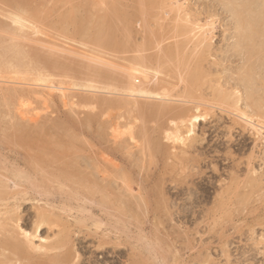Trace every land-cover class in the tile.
I'll use <instances>...</instances> for the list:
<instances>
[{
	"label": "rangeland",
	"instance_id": "rangeland-1",
	"mask_svg": "<svg viewBox=\"0 0 264 264\" xmlns=\"http://www.w3.org/2000/svg\"><path fill=\"white\" fill-rule=\"evenodd\" d=\"M0 1L4 264H30L13 256V242L39 227L31 264H264V136L251 125H264L263 2L30 0L38 21L21 27ZM239 13L256 20L261 35L246 40ZM18 44L44 51L58 67L2 66ZM142 58L149 78L160 69L158 90L171 93L168 102L129 96L127 73ZM183 110L204 117L190 139ZM177 130L185 144L173 140ZM155 141L163 150L151 156Z\"/></svg>",
	"mask_w": 264,
	"mask_h": 264
},
{
	"label": "bare ground",
	"instance_id": "bare-ground-1",
	"mask_svg": "<svg viewBox=\"0 0 264 264\" xmlns=\"http://www.w3.org/2000/svg\"><path fill=\"white\" fill-rule=\"evenodd\" d=\"M147 1V0H146ZM170 1V0H169ZM248 1H250V0H248ZM253 1V0H252ZM261 2H263V4H264V0H260ZM1 2V1H0ZM3 2H7V3H9L10 4V6H11V9H12V12H11V14H14L15 15V18H14V22H16V23H19L20 25H21V27H26L27 25L28 26H34V24L35 23H37V22H35L37 19H35V14L37 13V8H33V7H31V6H34L35 7V0H34V3H33V5L31 4H29V2H30V0H3ZM38 2V1H37ZM144 2V1H143ZM6 3V4H7ZM32 3V2H31ZM255 3V2H254ZM253 3V4H254ZM2 4V3H1ZM4 4V3H3ZM246 5V4H245ZM6 6H8V5H6ZM146 6V5H145ZM178 6V5H177ZM4 7V6H3ZM39 7V6H38ZM179 7V6H178ZM241 7V6H240ZM7 8V7H6ZM91 8V7H90ZM167 8V7H166ZM170 8V7H169ZM169 8H167V9H169ZM176 8V7H175ZM181 8V7H180ZM10 9V10H11ZM73 9V8H72ZM178 9V11H179V8H177ZM236 9V8H235ZM78 10V9H77ZM171 10H173V9H171ZM170 10V11H171ZM142 11V10H141ZM252 11V10H251ZM70 12H72V10L70 11ZM174 12H176V11H174ZM101 14V13H100ZM177 14V13H176ZM40 15V14H39ZM253 15V14H252ZM11 16V15H10ZM167 16V15H166ZM237 16V15H236ZM238 18H240V20H239V22H240V27H241V30H244L245 32H247V31H249V33H248V35L246 36V40H249V41H252L254 38H255V36H257V35H261V33L257 30V26H258V24L256 23V20H247L248 19V17L249 16H247V19H245V18H243L242 17V15L239 13L238 14ZM260 16V15H259ZM47 17H48V15H47ZM50 17V16H49ZM71 17V16H70ZM99 17V16H98ZM102 17V16H101ZM100 17V18H101ZM261 17V19L264 21V12H263V14L260 16ZM41 18V17H40ZM69 18V17H68ZM112 18V17H111ZM253 18H254V16H253ZM256 18V17H255ZM9 19V18H8ZM180 19V18H179ZM83 20V19H82ZM113 20V19H112ZM258 20V19H257ZM38 21V20H37ZM65 21V20H64ZM59 22V21H58ZM63 22V21H62ZM105 22V21H104ZM130 22V21H129ZM111 23V22H110ZM141 23V22H140ZM114 24V23H113ZM108 25V24H107ZM40 26H42V25H40ZM58 26V25H57ZM102 26V25H101ZM124 26V25H123ZM141 26V25H140ZM176 26V25H175ZM108 27V26H107ZM110 27V26H109ZM117 27V26H116ZM204 27H205V25H204ZM209 27V26H208ZM99 29V28H98ZM104 29V28H103ZM107 29V28H106ZM110 29V28H109ZM108 29V30H109ZM125 29V28H124ZM161 29V28H160ZM199 29H201V31H203L204 32V30H202L203 29V27H201V28H199ZM97 30V29H96ZM186 30V29H185ZM191 30V29H190ZM196 29H194V31H195ZM198 30V29H197ZM200 31V30H199ZM198 31V32H199ZM210 30H207V33L209 32ZM212 31H213V29H212ZM2 32V31H1ZM66 32V31H65ZM80 32V31H79ZM91 31H82L81 32V34L83 35V36H89L88 34L90 33ZM211 32V31H210ZM209 32V33H210ZM10 33H11V31H10ZM64 33V32H63ZM98 33V34H97ZM101 30L100 31H97L96 33H94L95 34V36H98V35H101ZM107 33V32H106ZM110 33V32H109ZM186 33V32H185ZM185 33H183V34H185ZM212 33V32H211ZM210 33V34H211ZM13 34V33H12ZM11 34V35H12ZM75 34V33H74ZM166 34V33H165ZM178 34V33H177ZM180 34H182V33H180ZM188 34V33H187ZM264 34V33H263ZM1 35V34H0ZM10 35V34H9ZM10 35V36H11ZM115 35V34H114ZM129 35V34H128ZM127 35V36H128ZM196 36H197V34H195ZM200 35V34H199ZM202 35V34H201ZM207 34L205 33L204 35H202L201 37H205ZM13 37L15 36V34L14 35H12ZM28 36V35H27ZM92 36V35H91ZM106 36H108V35H106ZM105 36V37H106ZM1 37V36H0ZM29 37V36H28ZM27 37V38H28ZM100 37V36H99ZM209 37V36H208ZM3 38V37H2ZM30 38V37H29ZM130 38V37H129ZM158 38V37H157ZM199 38H200V36H199ZM10 39V38H9ZM13 39V38H12ZM15 39H17V38H15ZM14 39V40H15ZM19 39V38H18ZM124 39H125V36H124ZM190 39V38H189ZM188 39V40H189ZM198 39V38H197ZM208 39V38H207ZM242 39V38H241ZM11 40V39H10ZM19 40H21V39H19ZM115 40V39H114ZM204 40H206V39H204ZM12 41V40H11ZM18 41V40H17ZM24 41V40H23ZM36 41V40H35ZM113 41V40H112ZM119 41V40H118ZM196 41V40H195ZM3 42V41H2ZM1 42V43H2ZM7 42V41H6ZM21 42V41H20ZM24 42H26V41H24ZM28 42V41H27ZM104 42V41H103ZM102 42V43H103ZM120 42H121V40H120ZM190 42V41H189ZM205 42H207V41H205ZM204 42V43H205ZM31 43V42H30ZM34 43V42H33ZM32 43V44H33ZM101 43V44H102ZM185 43V42H184ZM197 43H198V41H197ZM21 44V43H20ZM22 44H24V43H22ZM90 44V43H89ZM100 44V43H99ZM112 44V43H111ZM118 44L119 43H114L113 45L115 46H118ZM176 44V43H175ZM199 44V43H198ZM203 44V43H202ZM95 45H97V44H95ZM103 45V44H102ZM146 45V44H145ZM189 45V44H188ZM201 45V44H200ZM29 46V45H28ZM101 46V45H100ZM255 46V45H254ZM257 46V45H256ZM6 47V46H5ZM26 47V46H25ZM126 47V46H125ZM141 47V46H140ZM208 47V46H207ZM246 47V46H245ZM244 47V48H245ZM258 47V46H257ZM261 47V46H260ZM38 48V47H37ZM60 48V47H59ZM58 48V49H59ZM103 48H105L104 46H103ZM108 47H106V49H107ZM114 48H116V47H114ZM129 48V47H128ZM145 48H146V46H145ZM176 48H178V47H176ZM36 49V48H35ZM43 49V48H42ZM45 49H47V48H45ZM54 49H55V47H54ZM124 49V48H123ZM140 49H142V48H140ZM180 49V48H179ZM108 50V49H107ZM182 50V49H181ZM255 50V49H254ZM63 51H65L64 49H63ZM163 51V50H162ZM201 51V50H200ZM1 52V51H0ZM166 52H168V51H165V53ZM96 53V52H95ZM0 54H2V56H3V52L2 53H0ZM5 54V53H4ZM80 54V53H79ZM90 54H92V53H90ZM89 54V55H90ZM167 54V53H166ZM171 54H174V53H171ZM184 54V53H183ZM200 54H201V52H200ZM253 54V53H252ZM7 55H9V57L6 59V61L5 62H2V66L3 65H5V66H7L8 68H11V69H14V70H17V71H20L22 68H24V67H28V69H31V71H33V72H38V71H41L42 69H44V68H46V69H50L51 67V69H55V68H57L58 67V65H57V67H54L53 68V65L55 66L57 63V61L54 59V63H56V64H54L53 63V58L51 57V58H48L47 57V55L45 56L44 55V51H43V53H41L40 51H38L37 49H36V51H26L25 50V48L23 47V46H21V45H12V46H10L8 49H7ZM60 55V54H59ZM100 55V54H99ZM142 55V54H141ZM242 55V54H241ZM254 55V54H253ZM1 56V55H0ZM1 56V57H2ZM61 56V55H60ZM82 56V55H81ZM166 56V55H165ZM178 56V55H177ZM4 57H6V56H4ZM4 57H2V58H4ZM61 57H63V56H61ZM80 57V56H79ZM88 57H90V56H88ZM144 57H145V54H144ZM157 57V56H156ZM169 57V56H168ZM167 57V58H168ZM86 58V57H85ZM138 58V57H137ZM170 58V57H169ZM56 59H57V57H56ZM62 59V58H61ZM65 59V58H64ZM69 59V58H68ZM96 59V58H95ZM134 59V58H133ZM141 59V58H140ZM165 60V59H164ZM3 61V60H2ZM151 61V60H150ZM158 61V60H157ZM156 61V62H157ZM95 62H96V60H95ZM98 62V61H97ZM102 62V61H101ZM136 62V61H135ZM149 62V60L148 59H146V58H142V60L138 63V65H136L137 67H135V68H132L131 69V71H129V73H127V76L129 77V79H130V81H132V82H129V84H126L127 85V87L129 88V90L128 91H130L131 93H130V95L129 96H131V97H135L136 98V96L137 97H141V98H148V99H154V100H157V102L156 103H158V101L160 100H165V101H169L171 98H170V95H171V93L170 92H168V90H165V86H163V88L164 89H160V92H159V90H158V80H159V78H158V76L160 75V72L159 71H157V70H160V69H156L155 71H156V73H154L155 74V77H152V78H149V76H150V74H151V72H149V68L146 66V64ZM159 62V61H158ZM160 62H161V60H160ZM166 62H168V61H166ZM176 62H177V60H176ZM192 62V61H191ZM190 62V63H191ZM72 63H73V61H72ZM58 64H59V61H58ZM97 64V63H96ZM171 64V63H170ZM194 64V63H193ZM78 65V64H77ZM159 65L160 64H158V67H159ZM162 65V64H161ZM188 65V64H187ZM196 65V64H195ZM255 65V64H254ZM201 66V65H200ZM48 67H50V68H48ZM60 67H62V64H61V66ZM65 67V65H63V67L62 68H64ZM79 67H80V65H79ZM82 67H83V65H82ZM167 67H170L169 65L167 66ZM186 67V66H185ZM189 67H191V66H189L188 65V68ZM197 67V66H196ZM199 67V66H198ZM202 67V66H201ZM66 68H67V66H66ZM81 68V67H80ZM85 68H86V66H85ZM160 68V67H159ZM27 69V70H28ZM69 69V68H68ZM169 69V68H168ZM171 69V68H170ZM178 69V68H177ZM67 70V69H66ZM106 70H108V69H106ZM163 70V69H162ZM182 70V69H181ZM194 70V69H193ZM203 70H204V68H203ZM255 70V69H254ZM259 70V69H258ZM9 71V70H8ZM7 71V72H8ZM11 71V70H10ZM69 71H71V70H69ZM89 71H91V72H93L91 69L89 70ZM109 71V70H108ZM155 71H153V72H155ZM164 71H166V68H165V70ZM185 72H186V70H184ZM59 72V71H58ZM84 72H86V71H84ZM120 72V71H119ZM122 72V71H121ZM128 72V71H127ZM171 72V71H170ZM174 72V71H173ZM189 72V71H188ZM200 72V71H199ZM202 72V71H201ZM250 72V71H249ZM248 72V73H249ZM28 73V72H27ZM30 73V72H29ZM75 73H76V71H75ZM93 73H95V72H93ZM116 73V72H115ZM190 73V72H189ZM196 73V72H195ZM197 73H198V70H197ZM203 73V72H202ZM253 73H255V71H253V69H252V75H253ZM62 74V73H61ZM124 74H126V73H124ZM184 74V73H183ZM182 74V75H183ZM194 74V73H193ZM260 74V73H259ZM58 75V74H57ZM60 75V74H59ZM97 75H98V73H97ZM186 75V74H185ZM188 75V74H187ZM192 75V74H191ZM190 75V76H191ZM28 76V75H27ZM29 76H30V74H29ZM72 76V75H71ZM126 76V75H125ZM136 76H139V77H143L144 78V84L143 85H141V84H139L140 86H138V85H136V81H135V78H136ZM193 76V75H192ZM249 76V75H248ZM87 77V76H86ZM95 77V76H94ZM93 77V78H94ZM106 77V76H105ZM123 77V76H122ZM184 77V76H183ZM62 78V77H61ZM70 78V77H69ZM75 78V77H74ZM79 78V77H78ZM90 78H92L91 76H90ZM111 78V77H110ZM112 78H114V77H112ZM121 78V77H120ZM181 78V77H180ZM187 78V77H186ZM201 78V77H200ZM255 79V78H254ZM120 80V79H119ZM165 80V79H164ZM190 80V79H189ZM113 81V80H112ZM178 81V80H177ZM191 81V80H190ZM161 82V81H160ZM117 83V82H116ZM172 83H174V82H172ZM20 84V83H19ZM256 84V83H255ZM254 84V85H255ZM261 84V83H260ZM23 85V84H22ZM125 85V84H124ZM189 85V84H188ZM21 86V85H20ZM61 86V85H60ZM118 86V85H117ZM159 87H160V85H159ZM170 87H172V86H170ZM180 87V86H179ZM189 87V86H188ZM49 88V87H48ZM167 88H168V86H167ZM17 89V88H16ZM168 89H170V88H168ZM45 90V89H44ZM57 90H59V92H61V95H62V97H66V92H67V90H66V88H63V87H58V89ZM161 90H165V93H163V92H161ZM171 90H173L172 88H171ZM170 90V91H171ZM250 90V89H249ZM69 91V90H68ZM10 92V91H9ZM14 92V94L13 95H15V96H12L11 94V99H15V98H17L18 96H16L17 95V93L15 94V92L16 91H13ZM18 92V91H17ZM23 92V91H22ZM27 93V92H26ZM68 93V92H67ZM9 94V93H8ZM170 94V95H169ZM223 94V93H222ZM223 95H225V94H223ZM3 96V95H2ZM182 96V95H181ZM220 96V98H221V95H219ZM8 97V96H7ZM9 97V98H10ZM223 97V96H222ZM255 97V96H254ZM180 97H178V99H179ZM219 98V97H218ZM181 99H182V97H181ZM195 99V98H194ZM9 100V99H8ZM69 100V99H68ZM184 100V99H183ZM197 100V99H196ZM222 101H223V98L221 99ZM227 100V99H226ZM0 101H2V99L0 100ZM67 101V100H66ZM70 101V100H69ZM72 101V100H71ZM181 101V100H180ZM218 101V100H217ZM196 102H198V101H196ZM256 102V101H255ZM6 103V102H5ZM72 103H73V101H72ZM161 103H162V101H161ZM161 103L159 104V105H161ZM179 103V102H178ZM184 103V102H183ZM251 103H252V101H251ZM10 104V103H9ZM20 104V103H19ZM23 104V103H22ZM26 104V103H25ZM64 104V103H63ZM174 104V103H173ZM213 104V103H212ZM224 104V103H223ZM179 105V104H178ZM181 105V104H180ZM200 105V104H199ZM234 105V104H233ZM16 106H18V105H16ZM172 106V105H171ZM170 106V107H171ZM19 107V106H18ZM17 107V108H18ZM22 107V106H21ZM170 107H168L169 109H170ZM181 107V106H180ZM3 108V107H2ZM28 108V107H27ZM151 108V107H150ZM167 108V109H168ZM248 108H249V106H248ZM167 109H166V112H167ZM174 109V108H173ZM178 109V108H177ZM176 109V110H177ZM26 110V109H25ZM24 110V111H25ZM163 111L165 110V109H162ZM229 110V109H228ZM233 110H238V109H234L233 108ZM263 110V109H262ZM16 111H18V110H16ZM23 111V112H24ZM173 111V110H172ZM184 112H182L181 111V113L179 114V118H182L183 119V123L185 124H187V127H185V128H187V132H186V137L188 136V138L189 137H191V134L193 133V129H194V127H195V125H196V123H199V122H201L202 120H204L203 118H202V116H203V114L200 116L199 114L198 115H187V113L185 112V110H183ZM187 111V110H186ZM191 111V110H190ZM190 111H188V112H190ZM238 112V111H237ZM8 113V112H7ZM16 113V112H15ZM174 113V112H173ZM6 114V113H5ZM4 113H3V115H5ZM243 115V114H242ZM248 115V114H247ZM10 116V115H9ZM168 116V115H167ZM245 116V115H244ZM8 117V116H7ZM19 117V116H18ZM164 118V117H163ZM171 118V117H170ZM175 118V117H174ZM5 119V118H4ZM11 119V118H10ZM160 120V119H159ZM158 120V121H159ZM250 120V119H249ZM5 121V120H4ZM9 121V120H8ZM252 121V120H251ZM15 122V121H14ZM172 122V121H171ZM2 123V122H1ZM19 123V122H18ZM90 123V122H89ZM168 123V122H167ZM179 123V122H178ZM202 123V122H201ZM263 123V122H262ZM6 124V123H5ZM13 124V123H12ZM16 124V123H15ZM23 124V123H22ZM172 124H175V122H173ZM171 124V125H172ZM26 125V124H25ZM44 125V124H43ZM53 125V124H52ZM252 125V127L254 128V130H256L257 131V133H258V135L259 136H264V131H263V127H264V125L262 126L261 124L259 125H256V124H254V123H252L251 124ZM12 126H14V125H12ZM16 126V125H15ZM90 126V125H89ZM165 126V125H164ZM167 126V125H166ZM183 126V125H182ZM3 127H4V125H3ZM17 127V126H16ZM24 127V126H23ZM26 127H27V125H26ZM11 128V127H10ZM156 128V127H155ZM171 128V127H170ZM13 129H15V128H13ZM21 129V128H20ZM25 128H23V130H24ZM43 129V128H42ZM10 130H12V129H10ZM22 130V129H21ZM31 130V129H30ZM161 130V129H160ZM165 130V129H164ZM44 131H45V129H44ZM175 131V130H174ZM18 132H20V130L18 131ZM31 132V131H30ZM34 132V131H33ZM156 132V131H155ZM169 132V131H168ZM179 133L180 131L179 130H177L176 132H175V135H177L176 137L174 136V138H173V140H177V141H181L183 144H185V142H186V140H188V139H186V137L184 136H180V135H178V134H176V133ZM183 132V131H182ZM21 133V132H20ZM40 133H41V131H40ZM157 133V132H156ZM255 133V132H254ZM68 134V133H67ZM142 134V133H141ZM185 134V133H184ZM170 135H171V133H170ZM182 135H183V133H182ZM169 136V135H168ZM77 137V136H76ZM167 137V136H166ZM25 138V137H24ZM55 138V137H54ZM69 138H70V136H69ZM136 138V137H135ZM148 138V137H147ZM146 138V139H147ZM260 138V137H259ZM168 139V138H167ZM166 139V140H167ZM190 139V138H189ZM263 139V138H262ZM155 140V139H154ZM69 141H70V139H69ZM149 140H147V141H145L146 143L148 142ZM34 142V141H33ZM71 142H72V140H71ZM46 143V142H45ZM145 143V144H146ZM152 143V142H151ZM31 145H32V143H30ZM39 144H40V142H39ZM174 144V143H173ZM178 144V143H177ZM190 144H191V142H190ZM55 145V144H54ZM58 145V144H57ZM152 145H153V147H152V149H151V151H150V149H149V153H151V156L153 155L152 153H161L162 152V148H161V144H159V142H153L152 143ZM192 145H194V144H192ZM52 146V145H51ZM50 146V147H51ZM62 147V146H61ZM146 147V146H145ZM168 147V146H167ZM194 147V146H193ZM57 148V147H56ZM137 149V148H136ZM167 149V148H166ZM65 150V149H64ZM69 150V149H68ZM62 151V150H61ZM165 151H167V150H165ZM57 153V152H56ZM60 153V152H59ZM65 153V152H64ZM70 153V152H69ZM172 153V152H171ZM54 154V153H53ZM146 155V154H145ZM159 155V154H158ZM169 155V154H168ZM173 155V154H172ZM150 156V157H151ZM155 157V156H154ZM154 157H152V158H154ZM176 157V156H175ZM45 158H46V156H45ZM151 158V159H152ZM149 160V157H148V160H149V162L150 161H152V160ZM169 159V158H168ZM156 160V159H155ZM152 162H155V161H152ZM77 163V162H76ZM79 164V163H78ZM151 164V163H150ZM70 165H75L74 163L73 164H70ZM69 167V166H68ZM74 168V167H73ZM69 169V168H68ZM70 169H71V167H70ZM78 170V169H77ZM83 173L84 172H82L81 174L83 175ZM78 174H80V172H78ZM82 175H77L76 174V177L79 179H83V176ZM85 177V176H84ZM79 179V181H81ZM86 179H87V177H86ZM84 180V179H83ZM82 180V181H83ZM86 181V180H85ZM56 184V183H55ZM161 184V183H160ZM162 185V184H161ZM94 187H96V186H94ZM160 187V186H159ZM97 188V187H96ZM163 189V188H162ZM162 189H161V191H162ZM175 189V188H174ZM160 192V191H159ZM157 197H159V196H157ZM162 197V196H161ZM160 197V198H161ZM167 203V202H166ZM127 204V203H126ZM162 204H163V202H162ZM162 207V206H161ZM5 219V218H4ZM2 226H5V225H2ZM1 226V227H2ZM41 226V225H40ZM6 227V226H5ZM4 227V228H5ZM52 227V226H51ZM3 228V229H4ZM7 229V228H6ZM5 229V230H6ZM8 229H9V227H8ZM43 228H41V227H39V229H37V231H36V235H33V234H30V233H28V232H26V231H20L17 235H18V237H17V235H16V239H14V240H17L16 242L14 241L13 242V248H14V251L15 252H12L13 253V256L14 257H18V259L19 260H23L22 258H25L26 260H29L30 261V264L32 263L31 261H33V259H34V257H37V256H34L35 255V253H33L32 254V251H31V249L32 250H34L35 251V239H38L40 236L38 235V233H42V231H44V230H42ZM21 230V229H20ZM3 232H5V231H3ZM9 232H10V229H9ZM15 234V233H14ZM13 234V235H14ZM14 238V237H13ZM22 240V241H21ZM47 240V239H46ZM11 241V240H10ZM45 240L43 239V242H44ZM0 242H1V240H0ZM42 244V243H41ZM40 244V245H41ZM1 245H3V243L1 244ZM37 245V244H36ZM39 245V244H38ZM2 247V246H1ZM44 248V247H43ZM41 246H36V249H43ZM37 250V251H38ZM6 258V257H5ZM11 258H12V256H11ZM3 259L4 258H2V261L0 260V263H2V264H4L5 263V261H3ZM8 259H9V257H8ZM15 259V258H14ZM19 260H17V261H19ZM38 259L36 258V261H37ZM35 261V260H34ZM40 261V260H39ZM54 262V263H57V264H59L60 263V261L62 262V260H57V259H55V258H51V260H49V262ZM48 262V261H47ZM46 262V263H47ZM14 264H15V261L13 262ZM22 263V262H21ZM18 264V263H17ZM37 264V263H36ZM40 264V263H39ZM43 264H45L44 262H43Z\"/></svg>",
	"mask_w": 264,
	"mask_h": 264
}]
</instances>
